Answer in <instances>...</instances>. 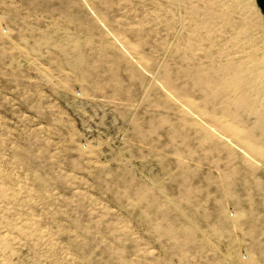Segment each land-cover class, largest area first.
<instances>
[{
    "label": "rangeland",
    "instance_id": "1",
    "mask_svg": "<svg viewBox=\"0 0 264 264\" xmlns=\"http://www.w3.org/2000/svg\"><path fill=\"white\" fill-rule=\"evenodd\" d=\"M0 264H264L257 0H0Z\"/></svg>",
    "mask_w": 264,
    "mask_h": 264
},
{
    "label": "water",
    "instance_id": "2",
    "mask_svg": "<svg viewBox=\"0 0 264 264\" xmlns=\"http://www.w3.org/2000/svg\"><path fill=\"white\" fill-rule=\"evenodd\" d=\"M257 3L264 14V0H257Z\"/></svg>",
    "mask_w": 264,
    "mask_h": 264
}]
</instances>
